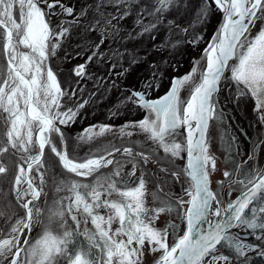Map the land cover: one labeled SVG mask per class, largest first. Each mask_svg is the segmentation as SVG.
Returning <instances> with one entry per match:
<instances>
[{
    "label": "snow or ice",
    "instance_id": "1",
    "mask_svg": "<svg viewBox=\"0 0 264 264\" xmlns=\"http://www.w3.org/2000/svg\"><path fill=\"white\" fill-rule=\"evenodd\" d=\"M109 2L120 12L130 0ZM176 2L154 0L147 15L156 17V22L143 25V30L155 28ZM213 5L222 21L204 49V67L195 62L189 73L174 77L169 91L157 99H147L144 93L133 91L127 100L147 114L119 130L121 136L143 134L173 158L186 153L182 173L189 180V187L184 190L187 199L177 201L185 227L183 234L169 243V228L175 232L178 226L171 223L161 229L155 225L162 213L172 211L170 204L147 207L143 175L134 186L122 178L124 161L113 158L120 149L113 146L111 151L103 148L82 158L74 157L59 127L74 122L88 101L61 111L63 98L69 91L72 96L76 93L62 88L47 62L71 26L79 23L83 10L76 14L62 0H0V156L11 149L23 161L17 164L13 182L16 202L23 214L10 223L7 231L0 227V264L5 260L9 264H55L58 257L67 264H142L146 246L151 252L160 253L155 264H230L231 258L220 252L219 246L231 247L237 256H244L245 250L253 247L233 229H260V238L264 239V169L246 174L245 180L231 181L241 186L240 194L223 204L210 188L209 171L216 170V161L210 154L208 140L209 121L218 118L214 97L226 78L237 86L238 96L253 98L254 110L264 122V27L254 36L251 34L256 23L264 20V0H203L197 10V22L206 19ZM102 6L103 0L96 5L97 11ZM127 15L124 11L106 23ZM52 16L72 19L53 24ZM92 58L89 56L88 60ZM74 73L77 77L86 75V65H77ZM185 87L190 91L187 99H182L180 92ZM181 128L186 134L183 141H177ZM111 131L108 125L89 126L78 139L90 144ZM49 152L65 177L59 181L57 191L67 190L70 195L63 198L68 201L66 205L62 200L48 209L45 221L44 210L36 202L46 183ZM122 154L131 157L132 149L126 147ZM137 155L147 162L144 153ZM129 162L132 169L128 175L135 177L137 164ZM109 166L111 171H102ZM7 172L8 168L0 163V174ZM172 175L178 178L177 173ZM223 175L227 178L231 173L225 171ZM73 177L93 179L85 183ZM69 216L75 229L68 226ZM80 217L85 224L90 220L91 230L80 231ZM54 222L63 229L59 234L51 230ZM205 223L208 227L202 229ZM38 225L43 232L33 241L28 234ZM78 235L84 236L86 244H77Z\"/></svg>",
    "mask_w": 264,
    "mask_h": 264
},
{
    "label": "rangeland",
    "instance_id": "2",
    "mask_svg": "<svg viewBox=\"0 0 264 264\" xmlns=\"http://www.w3.org/2000/svg\"><path fill=\"white\" fill-rule=\"evenodd\" d=\"M95 0H89V11H85L86 14L88 15L89 20L94 22L97 20L100 15L97 13V8L96 5H98ZM200 2V4L203 3V0H197ZM64 4L65 2L62 1ZM132 3H140L141 0H130ZM86 3V4H87ZM93 5V6H92ZM94 12V13H92ZM208 13H210L209 17H212L213 11L209 9ZM220 18V17H219ZM222 18V15H221ZM205 21H210L208 19H204ZM83 21H86L83 20ZM53 24H56L59 22V19H54L52 20ZM101 22H104L101 20ZM102 24V23H101ZM220 25V23H219ZM218 25V27H219ZM102 28L105 30L109 28V25H101ZM207 27V26H206ZM206 27L204 25L201 26L202 31L204 29L206 30ZM261 27H264V20L258 21L255 25V27L252 30V35L254 36L256 32L259 31ZM101 28V27H100ZM101 28V29H102ZM182 30L185 29V26L183 25ZM214 31L211 35H208L207 39L203 35H195V38H199L197 42L201 41L204 44L202 45L201 49L198 52H195L194 55L192 56L191 64L189 68L181 72L180 74H177L178 77H183L185 74L189 73L195 62H199V66L203 68L204 62L202 60V56L204 53V49L208 46L209 41H211L214 33ZM169 37L168 39L170 40L173 36L168 33ZM205 35V34H204ZM198 36V37H197ZM80 38V39H79ZM77 37V35H73V38L69 41L71 42L70 45H68V48H70V53H67L66 56H68V59H63L60 57L59 59L54 61L52 60V56L54 58V55L50 56L48 60V66H50L53 70V72L56 74L58 81L61 83L62 88H64L66 91L69 90H75V96L71 95V92L69 91V95L65 96L62 100V108L61 111L67 109V108H73L76 103L82 102L84 100V97L89 94L93 93L95 94L96 91L94 90L92 92V89L89 87V82L90 78L92 77L94 81L97 83L96 89L99 92H104L107 90L108 85H107V79L110 76H107L108 73L106 72V67L102 62H104V57L101 56V53H97L99 56V60H94L96 65L103 64V69L102 72H94L93 70L95 68H90L91 66H88V63H86L88 60V57L90 54H93L96 50L97 43L91 44L89 47H85L82 42L81 37ZM188 38L192 41V34L188 35ZM63 53V52H62ZM129 54L128 57H133L130 55L131 51L127 52ZM82 54V56L80 55ZM95 56L94 58H96ZM87 60V61H86ZM80 64H85L86 65V75L82 77H77L74 73V69L77 65ZM170 67V64H164L163 67L156 69L154 71V75L150 76L151 80L154 81L156 84L159 80L157 76L159 73L162 75L160 76V81L157 85V88L165 86V84L168 81L167 75H165V71L168 70ZM173 70L175 68L173 67ZM112 75V74H111ZM114 79L117 81V85L120 87V83H126V78L122 74L121 77L120 75L117 76V73H113ZM116 77V78H115ZM159 77V76H158ZM158 79V80H157ZM197 81L199 77H196ZM116 89V87H115ZM190 88L185 87L181 90L180 96L182 99H186L189 95ZM131 90H125L122 88L120 91H118L117 95L112 96V102L113 104H110L107 106V109H104L103 107H99L98 110L96 109L95 114L97 116H102L100 118V122L96 123H88L84 124L83 127L79 130L75 128L74 122L70 123L69 125H66L67 128L65 129L60 125L59 127L61 128V131L64 134L65 139L67 140L68 147L70 154L73 155L74 157L77 158H82L89 154L90 152H96L100 149L103 148H108L109 151H111V148L114 146L116 148L120 149V152L114 154V159L124 161V167L122 171V178L124 181L129 183L130 185H133L135 183H138L139 178L141 175H143V178L145 180V186L147 189V195L149 194V199L147 198L146 195V205L149 208H157L163 206V204H170L172 211L169 213H162L157 222H156V227L158 228H166L170 225L171 220H177L178 227H177V232L178 236L182 234L183 229L185 227L183 219H182V213H180V209L171 201H166L164 199V196L167 194H163L162 191L166 189V186L171 188L172 191L169 193L174 192V184H175V178L180 184V187L187 188L189 183L185 180V176L182 174V169H183V163H184V153H181L179 157L173 158L170 155H167L163 152L162 149L157 148L155 144H153L151 141H148L143 134H133L132 136H121L120 135V128L124 126L127 122L130 121H139L144 118V116L147 114L146 110L141 109L137 107L135 104L129 102L128 100V106L125 107V111L122 109L117 110L115 106L117 104L114 103H120L122 104L124 99H127L131 95ZM97 95V94H95ZM100 96V94H98ZM219 100L222 104V107L228 111H235L238 115L239 121L242 122V125H245V129L247 130L248 135L251 134V132L255 129L256 130V135H259V130L257 127V116H256V124L251 125L246 120L244 119L245 116H247V112L249 113V117L251 119L252 115H256L255 110L253 108V103L254 100L250 98L249 95H244V96H238L237 95V86L231 82L229 79H224L220 83V90L218 92ZM101 97V96H100ZM253 101V103H252ZM93 102V99L90 100V103ZM93 105V104H92ZM255 105V104H254ZM122 106V105H121ZM123 107V106H122ZM242 107V108H241ZM115 108V109H114ZM124 111V113H123ZM218 115L222 116V119L219 117L217 119L211 120L209 131H208V140L210 143V154L214 156L215 161H216V170L215 171H209V176H210V181H211V186L214 191V193H217L219 199L221 200V196H224L225 200H231L236 196L238 192H235V190L240 189L239 184H233L231 186L232 188L229 187H224L222 190H220L221 186L225 181L230 180L232 177V173L234 172L235 168L231 165L226 164L224 158L229 157L232 160V157H234V160H232L235 163L238 161L244 159L248 153V147L249 144L248 142L244 139L242 134H240L236 129L232 127V123L229 119L228 116L225 115L224 112L218 110ZM78 117V116H77ZM116 118V119H113ZM76 121V119H75ZM100 125H108L111 127L112 131L105 133L103 136H99L96 138L95 141L91 142L90 144H84L81 143L78 139L79 135L82 133V131L86 128H89V126H100ZM249 128V129H248ZM231 129V130H230ZM98 130V129H97ZM129 131H132V129H128ZM0 131H3V124L0 122ZM225 135L232 139L233 141H228L226 142L225 147H222L220 144V139H224ZM175 139L177 141H183V136L181 131H177ZM257 140V137H255L252 141V148L254 146L255 141ZM235 144L233 146V149L228 148L229 144ZM264 144V143H263ZM131 148L132 149V156L127 157L124 156L123 149L124 148ZM264 149V147H263ZM263 149H259L260 151H256L251 153V157L248 156V160L244 165V168L248 170V172H252L254 170H259V167H261L264 164V151ZM233 151V152H232ZM13 153V150L9 151ZM144 153L145 156L148 157L147 162H145L144 159H142L140 156L137 155V153ZM18 158L17 156H13L12 154L9 155L10 159V166L7 174H10L9 179H4L2 184L0 185V213H3V215H0V227H3L5 231H7L10 227V223H13L15 218H18L19 215L23 214V209L19 208L16 202V194L14 192L10 194V185L9 181L11 178V175L15 174V167H17V164H22L23 161L20 160L19 154ZM1 157V156H0ZM17 159V162L15 160ZM46 160L48 161V173L46 177V183L43 188V194L41 195L40 199L36 202L39 207H41L44 210V219L46 221L47 219V211L49 208L56 206L59 204L62 200L63 203L66 205L68 201L66 199H63L70 194L67 192V190H60L57 191V187L59 185V181L62 179H65L61 173L63 170L57 165L55 157H53L50 152L46 155ZM129 161H135L137 164V171L135 177H129L128 173L132 169V163ZM0 163H2V160L0 159ZM241 165V166H242ZM112 170V166H109L107 169H103V172H109ZM225 171H228L231 173L230 177H224L223 173ZM177 173L178 178L175 176V178L171 176V173ZM246 172V171H245ZM238 176L240 178L243 177L245 180L244 174L242 175L241 171H239ZM74 179L82 180L85 183L90 182L93 178H81V177H73ZM222 182V183H218ZM171 185V187H170ZM159 187V188H158ZM163 197V198H162ZM151 198V199H150ZM183 199H187V197L184 195L181 197ZM151 202L154 205H151ZM163 202V203H162ZM186 204L183 206L185 208ZM180 213V214H178ZM9 217H12V220L9 221ZM181 218V220L179 219ZM68 226L71 227L72 229L76 228L75 222L71 220V217H66ZM81 223L79 225L80 231L83 232L85 228H88L89 230L92 229V225L90 220L85 224L83 222V218L80 217ZM116 225H114L115 227ZM51 230L53 231L54 234H59L60 232L63 231V229L60 228L59 223L54 222L51 225ZM170 230V228H169ZM43 232V227L42 226H36L33 231L28 234L30 239L33 241L36 238H39V236ZM77 244H86V240L83 235H78L76 238ZM170 240V242H172ZM152 253L147 246L144 249V256L145 258L147 255L150 256ZM10 259V258H9ZM154 259V258H150ZM150 259L148 262L146 261L145 263L142 262V264H150ZM62 257H58L55 261V264H67V261ZM147 259H142V261H145ZM9 260H5L3 264H8Z\"/></svg>",
    "mask_w": 264,
    "mask_h": 264
},
{
    "label": "trees",
    "instance_id": "3",
    "mask_svg": "<svg viewBox=\"0 0 264 264\" xmlns=\"http://www.w3.org/2000/svg\"><path fill=\"white\" fill-rule=\"evenodd\" d=\"M62 1H64L67 6H72L76 14H80L83 10V15L79 16L78 24H73L71 26L69 34L62 40L61 46L56 49L54 58L52 56V60H57L60 57L67 60L68 56L66 55L70 53L68 45H70L71 42L69 41L73 38V35H77L78 38H82L81 43L85 45L86 48L93 43L99 45V47H96V50L92 52L93 54L95 53V55L90 54V56L93 57L92 60L89 61L87 59L88 61L86 60V63H88V66H91L90 68H95L93 70L94 72L99 73L102 72L104 64L106 72L108 73L107 76H110L107 79L108 88L104 92L97 91L98 89L95 88L97 87V83L92 77L88 80L90 89H92V92L95 90V94L97 95L93 94V92L84 97V100H87L88 103L84 108L79 110L78 117L76 121H74L75 128L79 130L84 124L100 122L102 116H97L95 110H98L100 106L107 109V106L113 104L111 103L112 96L117 95V92L122 88L125 90H141L147 97H154L161 94L166 90L172 76L180 74L189 68L192 62V56L195 52H198L204 44L201 41L191 43L188 35L192 34L193 40L196 39L195 35L198 34L203 35L207 39L208 35H211L218 29V25L221 21V13L215 10L214 5L210 8L213 11L212 17H209L210 13H208L206 17V19L210 21L203 20L202 22H197L196 14L201 6L200 2L197 0H177L176 4L162 18L161 22L158 23L155 28L145 32L143 30V25H147L150 22L155 23L157 19L154 16L147 15V11L151 10L154 0H141L140 3L130 2L126 8L122 7L120 12L116 11L115 6L112 5L109 0H103V6L97 12L100 17L94 22L89 20L88 15L90 14H84L85 11L90 10L89 3H87L89 0ZM94 2L101 4L102 0H95ZM124 11H127L128 15L124 16L123 19L111 20V24L106 23V20H110L112 16L119 17ZM54 19H59L60 21V19L72 18L52 16L51 20ZM85 19L86 21H83ZM101 20L104 22H101ZM137 20H141L142 23H137ZM169 21H171V24ZM103 23L109 25V28L106 30L102 28L101 25H103ZM183 25L187 31L182 30L181 27ZM204 25L207 27L206 30L204 29V31H202L201 26L204 27ZM168 33L173 36L170 40L168 39ZM129 51H131L130 55L133 57H128L129 54L127 52ZM98 52L104 57V62H102L103 64L100 63V65H96L94 61L100 59L97 54ZM80 55L82 56V54ZM95 56L97 57L94 58ZM164 64H170L168 70L165 71L168 81L165 86L157 88L160 79H162L160 76L162 75L159 73V77L157 76V78H159V80L157 79V84L151 80L150 76L154 75V71L160 67L165 69ZM173 67L175 70H173ZM114 72L117 73V76L120 75V77L123 74L127 79L126 83H120L119 87L116 79L112 76ZM149 85H151V87H149ZM98 94H100L101 97ZM91 99H93L92 103H90ZM124 100L126 101L122 104L114 103L117 104L115 106L117 110L123 109L125 111V107L128 106L129 103L127 99ZM75 106L73 108H75ZM62 127L65 129L67 128L65 125H62ZM11 154L12 153L9 152L0 157L2 163L8 170L11 165L9 159V155ZM16 156L18 158V155ZM15 162L18 163L17 159ZM9 176L10 174L7 173L0 174V185L4 179H9ZM13 182L14 178L12 174L9 181V191L10 194L13 193L14 195ZM232 231L233 233H238L240 239L251 244L253 247L246 249L244 256H237L231 247L227 245L219 246V251L231 258L230 264H264V255L261 254L264 253V239L260 238L261 230L240 228L233 229Z\"/></svg>",
    "mask_w": 264,
    "mask_h": 264
},
{
    "label": "flooded vegetation",
    "instance_id": "4",
    "mask_svg": "<svg viewBox=\"0 0 264 264\" xmlns=\"http://www.w3.org/2000/svg\"><path fill=\"white\" fill-rule=\"evenodd\" d=\"M222 82V81H221ZM251 98V97H250ZM214 99L216 100V102H217V106H216V111H217V117H219L220 119H222V116L221 115H218V110L219 111H222V112H224L225 113V115L226 116H228L229 117V119H230V121H231V123H232V127L234 128V129H236L240 134H242V136L244 137V139L248 142V144H249V147H248V153H247V155L249 156V157H251V153H253V151L254 152H256L257 150L258 151H260L259 149H263V147H264V122H262L261 121V119H260V114L258 113V111H255V113H256V115H252V117H251V119H250V117H249V113L247 112V116H245V120H246V122H248L249 124H251V125H254L255 126V124H256V116H257V127H258V130H259V135H256L255 133H256V130L254 129L252 132H251V134L250 135H248V133H247V130L245 129V125L243 124L242 125V122H240L239 121V118H238V115H237V113L235 112V111H233V112H231V111H228V110H226V109H224L223 107H222V104H221V102H220V100H219V96H218V94L216 95V97H214ZM251 100H252V98H251ZM252 103H253V101H252ZM242 108V107H241ZM253 108H255V105H254V103H253ZM210 123H211V120H210ZM209 127H210V124H209ZM249 129V128H248ZM231 130V129H230ZM179 131H181V133H182V130L181 129H179ZM183 136V135H182ZM255 137H257V140L255 141V143H254V146H253V148L251 147L252 146V141H253V139L255 138ZM184 140V139H183ZM230 142V141H233L232 139H230L229 137H227L226 135H225V137H224V139L222 138V139H220V144L222 145V147H225V145H226V142ZM235 144L233 143V144H229L228 145V148H232L233 149V146H234ZM262 151V150H261ZM260 151V152H261ZM263 151H264V149H263ZM233 152V151H232ZM248 156H246L244 159H242V160H240V161H238L237 163H235L234 164V162L232 161V160H234V157H232V160L229 158V157H226V158H224V160H225V162H226V164L228 163L229 165H231V166H233L234 168H235V170H234V172L232 173V177L230 178V180H228V181H225L224 183H223V185L221 186V188H220V190L222 189V187L223 186H225V187H229L230 186V188H232L231 186H233V184L231 183V181H232V178H234V181H237V180H244L243 179V177L242 178H240L239 176H238V173H239V171H241V173H242V175L244 174V176H246V174H248L249 172H248V170H246V168H244V165H242V164H245L246 162H247V160H248ZM227 164V165H228ZM237 165H239L240 167H239V169H237ZM242 165V166H241ZM185 167V153H184V163H183V168ZM264 167V164L261 166V167H259V170L260 169H262ZM211 171V170H210ZM246 171V172H245ZM183 174V173H182ZM171 176H172V178L174 177L175 178V176H173L172 175V173H171ZM210 177V176H209ZM185 180L189 183V180L187 179V178H185ZM175 184H174V187H175V189H174V192L173 193H169L170 191H172L171 190V188H169L168 186H166V189L164 190V191H162L163 192V194L165 193V194H167V195H165L164 196V199L166 200V201H172L179 209H180V205L177 203V201H178V199H180L181 197H183L184 195H185V192H184V190L185 189H187L188 187H189V185H188V187L187 188H183L182 189V187H180V184L178 183V181L176 180V178H175ZM210 183H211V181H210ZM170 187H171V185H170ZM212 187V186H211ZM159 188V187H158ZM239 190H235V192H238ZM147 198L149 199V194L147 195ZM163 198V197H162ZM151 199V198H150ZM151 205H154L152 202H151ZM179 219L181 220V218L179 217ZM171 223H175V224H177L178 225V223L179 222H177V220L175 219V220H171ZM170 223V224H171ZM169 232H170V237H169V243H172L174 240H175V238L178 236V232H177V229L175 230V232H173L171 229L169 230ZM173 239V241L172 242H170V240H172ZM153 253V252H152ZM160 255V253H154V255L153 254H151L150 256H146L145 258H143V259H147V260H145V261H142V262H148V260L150 259V258H154L153 260L152 259H150V264H154L155 263V260H156V258H158V256Z\"/></svg>",
    "mask_w": 264,
    "mask_h": 264
},
{
    "label": "water",
    "instance_id": "5",
    "mask_svg": "<svg viewBox=\"0 0 264 264\" xmlns=\"http://www.w3.org/2000/svg\"><path fill=\"white\" fill-rule=\"evenodd\" d=\"M222 21V20H221ZM204 65H205V62H204ZM204 67V66H203ZM174 78V77H173ZM172 78V79H173ZM171 83H172V80H171V82H170V85H169V87L167 88V90L165 91V92H163L161 95H159L158 97H155V98H147V99H157V98H159V97H162V96H164L168 91H169V89H170V87H171ZM140 92V91H139ZM182 131H183V137L185 136V134H186V132H185V130L182 128ZM185 165H186V162H185ZM240 194V193H239ZM238 196V195H237ZM236 196V197H237ZM236 197L233 199V200H235L236 199ZM223 204H225V202L223 201L222 202ZM210 219H212V220H215L216 218L215 217H210ZM207 227H208V224H202L201 225V228L202 229H207Z\"/></svg>",
    "mask_w": 264,
    "mask_h": 264
}]
</instances>
